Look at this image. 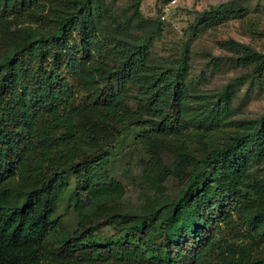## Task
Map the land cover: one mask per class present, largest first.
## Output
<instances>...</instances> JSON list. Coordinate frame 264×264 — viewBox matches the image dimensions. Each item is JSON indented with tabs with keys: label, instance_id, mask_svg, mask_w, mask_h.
Wrapping results in <instances>:
<instances>
[{
	"label": "trees",
	"instance_id": "1",
	"mask_svg": "<svg viewBox=\"0 0 264 264\" xmlns=\"http://www.w3.org/2000/svg\"><path fill=\"white\" fill-rule=\"evenodd\" d=\"M99 1L0 0V264H264V185L252 180L264 164V113L202 156L183 154L174 198L143 212L112 205L124 188L101 174L116 133L138 126L143 140L184 144L193 117L215 140L232 92L193 90L186 54L174 64L155 58L158 26L142 35L106 32ZM140 4L135 16L145 22ZM233 4L200 13L194 29L223 23ZM220 48L264 75V55L251 47L227 40ZM130 99L147 119L134 117ZM167 171H156L157 181ZM69 174L74 232L55 218ZM107 229L114 233L102 237Z\"/></svg>",
	"mask_w": 264,
	"mask_h": 264
},
{
	"label": "rangeland",
	"instance_id": "2",
	"mask_svg": "<svg viewBox=\"0 0 264 264\" xmlns=\"http://www.w3.org/2000/svg\"><path fill=\"white\" fill-rule=\"evenodd\" d=\"M230 1L234 2L232 7L236 12L228 15L223 23L204 32L194 29L200 13ZM137 2L100 0L101 19L106 32L118 34L126 31L142 35L158 26L159 34L150 46L153 56L174 64L182 55H188L191 70L187 82L191 88L215 97L230 87L232 106L227 124L215 140H210L205 128L193 117L186 120L189 139L186 145L187 140L184 144L179 140H143L145 130L138 126L116 133L109 147L111 164L102 172L101 179L114 178L122 184L123 196L112 203L120 212H143L163 197L174 198L182 187L183 163L180 158L183 154L202 156L206 147L225 143L244 124L264 113V75L257 74L252 67L243 66L237 54L220 48L221 42L235 40L264 55V0H177L164 21L160 13L169 0H141L140 12L145 22H140L135 16ZM50 17L53 19V15ZM21 24L26 25L24 22ZM28 25L39 29L37 25ZM127 106L136 119L148 118L133 99L127 102ZM161 168L169 171L163 182L157 181L155 176ZM258 170L252 180L264 185V164ZM68 178L71 189L59 204L55 218L61 219L67 231L74 232L79 224L77 198L72 192L75 180L71 174ZM12 185L17 186V182ZM113 233L112 229H107L101 236L109 237ZM259 253L264 255V244L259 246Z\"/></svg>",
	"mask_w": 264,
	"mask_h": 264
},
{
	"label": "built area",
	"instance_id": "3",
	"mask_svg": "<svg viewBox=\"0 0 264 264\" xmlns=\"http://www.w3.org/2000/svg\"><path fill=\"white\" fill-rule=\"evenodd\" d=\"M176 3V1H172V4H175Z\"/></svg>",
	"mask_w": 264,
	"mask_h": 264
}]
</instances>
